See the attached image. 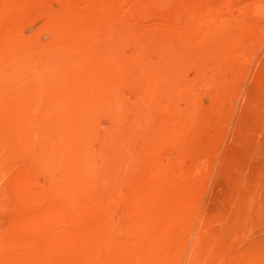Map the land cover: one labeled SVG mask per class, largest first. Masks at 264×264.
<instances>
[{
    "label": "rangeland",
    "instance_id": "374dc122",
    "mask_svg": "<svg viewBox=\"0 0 264 264\" xmlns=\"http://www.w3.org/2000/svg\"><path fill=\"white\" fill-rule=\"evenodd\" d=\"M142 263L264 264V0H0V264Z\"/></svg>",
    "mask_w": 264,
    "mask_h": 264
},
{
    "label": "bare ground",
    "instance_id": "6f19581e",
    "mask_svg": "<svg viewBox=\"0 0 264 264\" xmlns=\"http://www.w3.org/2000/svg\"><path fill=\"white\" fill-rule=\"evenodd\" d=\"M165 208V207H164ZM165 210V209H164ZM173 211V210H172ZM174 213V212H173ZM183 214V213H182ZM168 215V214H167ZM169 215H171L172 216V213L171 214H169ZM179 215V214H178ZM181 217V216H180ZM167 218H168V216H167ZM168 220H171L172 221V219H169L168 218ZM178 221V219H177V217H175V220H174V223H176ZM164 224V223H163ZM169 224V223H168ZM172 226H174V225H172ZM166 227H167V225H166ZM164 228H165V226H164ZM164 230V229H163ZM165 231V230H164ZM166 232H167V230H166ZM168 234H170V233H168ZM171 236H172V234H171ZM165 237H170V236H166V234L164 235V237L163 238H165ZM166 239V238H165ZM164 239V240H165ZM173 239V238H172ZM148 253V252H147ZM164 253V252H163ZM153 261V260H152ZM143 264V263H142Z\"/></svg>",
    "mask_w": 264,
    "mask_h": 264
}]
</instances>
